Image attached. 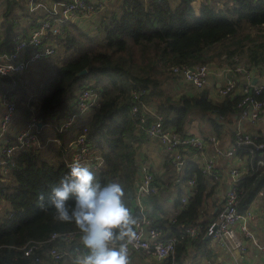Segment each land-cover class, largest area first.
Here are the masks:
<instances>
[{"label":"trees","instance_id":"obj_1","mask_svg":"<svg viewBox=\"0 0 264 264\" xmlns=\"http://www.w3.org/2000/svg\"><path fill=\"white\" fill-rule=\"evenodd\" d=\"M212 1L121 0L119 11L111 8L101 12L94 25L66 20L62 24L63 31L54 35L59 50L39 57L25 72H0V95L15 96L17 112L21 115L19 120L24 122L35 112L43 123L49 121L53 133L62 142L59 145L52 140L45 143L44 132H39V142L17 149L9 172L0 176V264H38L34 255L46 253L55 242L61 244L65 252L50 263L59 264L72 258L74 264L76 248L84 249L79 239L69 244L57 238L49 239L53 230L76 226L55 220L51 210L42 211L37 204V194L48 193L65 175L69 165L63 159L64 145L84 123L89 124L92 139L105 160L102 165L89 169L101 184L116 182L123 187L125 203L136 217L133 176L139 164L140 142L147 133L131 111L133 87L142 84L149 86L148 94L155 92L156 108L163 112V121L171 124L175 131H187L184 125L195 113L211 130L219 134L227 130L231 140L235 139L234 129L227 123L235 121L240 110V88L216 98L206 86L177 90L178 76L171 71L174 63L211 61L215 56L230 62L237 55L251 67L264 64V40H255L259 38L257 32L242 37L239 46L223 48L215 44L248 24H264V0H218L217 5ZM225 5L231 6V14ZM46 14V10H30L25 0H0V50L10 48L16 35L27 34ZM245 38L250 41H244ZM84 66L87 70L77 74ZM159 69L168 72L164 81L155 82L144 75L146 71ZM85 84L99 87L100 100L91 109L81 112L66 130H59L56 121L67 108L74 106V96ZM135 125L139 127L137 134L132 132ZM256 137L264 138V134ZM245 146L239 145L237 150L246 156L245 169L238 175L236 185L239 209L248 207L259 192L264 205V147L250 151L244 149ZM53 155L57 156L56 160ZM169 157L167 154L166 167L177 169ZM184 158L179 168L181 177L188 180L194 176L195 181L188 199L182 201L181 210L170 219V230L165 232L167 226H164L162 231L179 237L183 230L180 225L200 223L204 226L215 213V210L209 215L202 213L214 190L212 176L202 168L200 159L190 155ZM181 193L182 189L177 194L179 202ZM163 221L165 218L157 222ZM208 239L202 229L195 236L183 235L173 251L176 259L186 240L207 249ZM33 241L36 245L26 254V245Z\"/></svg>","mask_w":264,"mask_h":264},{"label":"built area","instance_id":"obj_2","mask_svg":"<svg viewBox=\"0 0 264 264\" xmlns=\"http://www.w3.org/2000/svg\"><path fill=\"white\" fill-rule=\"evenodd\" d=\"M109 1L25 0L30 10H46L47 14L39 18L38 24L30 27L27 34L16 35L10 48L0 50V72H24L39 57L49 52H57L59 48L54 35L63 31L62 24L66 20L81 21L82 18H90V15L94 20ZM171 71L194 89L206 86L207 81L213 79L215 91L210 88L209 91L214 98L235 90V88H240V98L238 99L240 110L237 112V120L233 127L235 139L230 145H224L219 134L211 129L205 132L175 131L171 124L163 121V112L146 101L145 94L149 91V86L140 84V86L132 88L131 111L138 118L139 125L144 127L146 133L159 140L164 151L170 155V160L177 167L181 166L185 156L190 155L200 159L205 172L214 180H218L221 172L218 167V156L223 155L233 161L229 170L231 176L229 185L215 213L204 226L200 223L180 225L183 227L180 237L185 234L195 236L202 229V232L209 235L216 244L225 246L234 252V260L231 264H248L243 258L248 239L253 241L263 254L264 241L259 240L256 232L250 226V219L255 214L252 206L249 205L244 209L238 208L239 194L236 185L238 175L245 169L246 156H242L237 150L238 146L243 144L246 145L244 149H250V151L255 147H264V138L256 137L260 132L242 128L245 121L255 123L264 107V93L260 94L264 87L263 75L259 76L258 74V79L253 83L251 78L255 74V66L246 65L237 55L230 62H177L171 66ZM239 79H242L241 83H238ZM1 98L3 110L0 115V176L4 177L14 164V152L21 147H28V145L39 142L38 131L43 122L35 112H32L25 123L16 126L13 124L17 112L15 96L3 93ZM100 98L99 87L91 84L83 85L74 96V106L67 108L65 114L56 121L55 125L59 130H66L81 112L91 109ZM39 119L41 120L40 124H38ZM43 124H49V121ZM46 138L45 143L49 140L58 145L62 143L59 136L54 133L49 134ZM64 149L63 159L69 166L74 160H79L82 165L89 168L100 166L105 162L103 154L92 139L88 123L80 125L75 130V134L66 140ZM244 157L245 159H243ZM262 162L264 161L262 160ZM69 170L70 167L65 175ZM138 170L139 175L135 180L133 196L138 211L135 215L137 219L136 237L129 244V250L141 249L148 254H153L159 259H164L162 264H178L173 251L180 237L175 233L164 234L161 227L154 222V216L147 207V196L158 189L154 170L147 161L139 163ZM194 181V176L188 178L189 190L181 193L182 201L188 199ZM50 238H57L69 244L74 239L81 240V233L74 227L66 230L56 229L51 231ZM35 245L34 241L28 243L24 252L31 253ZM84 251L85 249L77 247L75 254L78 256ZM45 252L34 255L35 259L39 261L38 264H51V261H57L62 257L65 249L61 244L55 242L50 244Z\"/></svg>","mask_w":264,"mask_h":264},{"label":"crops","instance_id":"obj_3","mask_svg":"<svg viewBox=\"0 0 264 264\" xmlns=\"http://www.w3.org/2000/svg\"><path fill=\"white\" fill-rule=\"evenodd\" d=\"M121 0H110L107 2L105 8L103 10H100L99 13L96 15L97 17L93 20L92 15L89 17L91 18H82L81 22H85L83 25L87 26L88 24H93L94 21L98 20L100 18V13L104 12L108 9L114 8L119 5ZM215 1V2H214ZM213 4H218V0H213ZM226 11H232L231 6L225 5ZM80 22V21H78ZM80 22V23H81ZM258 33L259 38H255V40L262 39L264 40V24L256 26L255 31L253 33ZM225 54V52L222 54V56ZM227 59L218 58L215 56L214 59L211 61L216 62H224ZM262 64V63H261ZM256 68L255 73L259 74V76L264 77V64L261 66L253 65ZM167 71L164 70H155V71H146L144 72L145 76H149L150 78L154 79L155 82L164 81L167 77ZM242 79H239V83H241ZM176 88L177 90H182L184 87L190 88V85L183 80H181L179 77L177 78L176 82ZM215 82L213 79H209L207 81L206 87L210 88L212 91L214 90ZM150 90V89H149ZM149 92V91H148ZM148 92L145 94L146 101L153 105H155L153 97L156 96L155 92ZM3 110L2 106V98L0 95V115ZM198 116L194 113L190 115V117L187 119L184 127L187 131H194V132H205L207 130H210V128L202 121L198 120ZM237 120V119H236ZM227 123V126L234 127V123ZM27 121V120H26ZM26 121H17L16 118L13 122L16 126H21ZM242 128L248 130V131H258L260 133L264 134V107L260 111V117H258V120L255 123H250L248 121H245ZM39 132H44V137L42 140H46L47 136L49 134H53V129L50 127L49 124H43L40 127ZM132 132H135L136 134L139 132L138 126L132 127ZM219 134V133H218ZM40 136V135H39ZM220 138L222 139L224 145H230L232 142V138L230 137V132L227 130H223L219 134ZM137 137V136H135ZM140 142V148L138 151V159L139 163L141 164L142 161H147L150 166L154 170V178L155 181L158 184V189L156 192L149 194L147 196V207L149 212L154 216V222L156 224H159L162 228L164 226H167L164 228L165 232H168L170 229L169 221L172 218L173 214L182 208V200L181 202L177 201V194L178 191L182 189L183 192H187L189 190L187 180H185L183 177H181V173L179 171L180 167H177V169H172L171 166H168L170 168H167L165 164L166 162V155L167 153L164 151V148L162 144L154 137L149 136L148 134L144 135ZM51 149V148H50ZM49 149V151H50ZM218 167L221 170L220 177L218 180L212 179L214 182V190L211 194V196L208 197L206 200V203L203 207V212L205 215H209L210 212L213 210H216L219 205L221 204L224 193L229 185L231 176H230V167L231 164H233V161H231L230 158L225 157L223 155L218 156ZM245 159V157L243 158ZM242 159V160H243ZM168 160V159H167ZM171 161V160H170ZM241 162V161H239ZM173 163L172 161L170 162ZM169 165V164H168ZM139 166V164H138ZM138 166L135 170V174L133 176V186L135 187V180L136 177L139 175ZM135 189L133 188L132 193L134 194ZM134 196V195H133ZM134 203H135V197H133ZM254 212V217L250 219V226L254 229V231L257 234V237L260 241H264V205H263V196L262 194H259L257 198H255L251 204ZM163 218H165V221L163 223H158L157 221H162ZM209 236V235H207ZM185 247L182 250L179 258L176 259V262L178 264H231L234 260V252L230 251L227 247L216 244L209 236L208 239V248L204 249L202 248V245L195 244L192 240H186L184 242ZM80 247V246H79ZM83 249L82 247H80ZM245 255L244 260L248 264H261L264 262V254L262 251H260V248L250 239H248L247 244L245 246ZM130 264H162L164 259H159L153 254H148L147 252H144L141 249H132L130 250ZM59 264H73V259L69 258L65 260L63 263Z\"/></svg>","mask_w":264,"mask_h":264},{"label":"clouds","instance_id":"obj_4","mask_svg":"<svg viewBox=\"0 0 264 264\" xmlns=\"http://www.w3.org/2000/svg\"><path fill=\"white\" fill-rule=\"evenodd\" d=\"M69 167L48 193L37 194L38 207L79 229L85 251L74 264H130L129 244L136 237L137 219L125 203L123 187L96 181L79 160Z\"/></svg>","mask_w":264,"mask_h":264},{"label":"rangeland","instance_id":"obj_5","mask_svg":"<svg viewBox=\"0 0 264 264\" xmlns=\"http://www.w3.org/2000/svg\"><path fill=\"white\" fill-rule=\"evenodd\" d=\"M215 2V1H214ZM116 9L119 11L121 8H120V5H118L117 7H116ZM225 9H229L230 10V8H225ZM229 13L231 14L232 12L231 11H229ZM81 22V21H80ZM84 23H86V21L85 22H81V24H84ZM256 24H254V23H252V24H248L245 28H243V29H238L237 31H235V32H233V34H231V35H229V36H227V37H225V38H223V39H220V40H218V41H216L215 42V44H217V46H220V47H223V48H229V47H233L234 45H237V46H239L241 43H240V41L242 40V37H244V36H249L250 35V33L252 34L253 32H254V29L256 28ZM244 41H250V39H247V38H245V40ZM207 51H209V50H207ZM29 69V68H28ZM28 69H26V70H28ZM25 72V71H24ZM187 83V82H186ZM20 112L18 111L17 113H15V118H16V120L17 121H20L19 119H20ZM48 144V143H47ZM47 144H46V146H47ZM54 160H56V158H57V156L56 155H53V157H52ZM7 175V174H6ZM109 183H111V182H109ZM259 194H261L260 192L258 193V195ZM257 195V196H258ZM257 198V197H256Z\"/></svg>","mask_w":264,"mask_h":264},{"label":"water","instance_id":"obj_6","mask_svg":"<svg viewBox=\"0 0 264 264\" xmlns=\"http://www.w3.org/2000/svg\"><path fill=\"white\" fill-rule=\"evenodd\" d=\"M85 70H87V66H84L82 69L78 70L77 74L83 73V71H85ZM257 79H258V74L257 73L253 74L251 81L254 83ZM40 123H41V120L39 119L38 124H40Z\"/></svg>","mask_w":264,"mask_h":264}]
</instances>
